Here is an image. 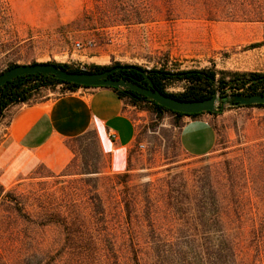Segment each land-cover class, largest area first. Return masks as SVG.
Masks as SVG:
<instances>
[{"label": "rangeland", "instance_id": "1", "mask_svg": "<svg viewBox=\"0 0 264 264\" xmlns=\"http://www.w3.org/2000/svg\"><path fill=\"white\" fill-rule=\"evenodd\" d=\"M8 6L7 17L0 18L5 45L0 74L11 65L34 63L81 70L119 63L146 71L264 73V0H179L175 9L184 13L179 19L108 29L94 28L85 17L91 0H8ZM194 10L233 18L187 16ZM184 90L183 82L166 89ZM125 101L134 108L138 133L124 169L112 161L111 151L102 152L96 133L66 142L72 158L61 171L41 164L19 172L0 166V254L8 264H24L32 252L61 248L62 229L43 226L46 220L73 218L83 224L84 236L93 231L103 236V247L115 239L120 262L130 238L137 237L148 247L146 264H178L174 256L185 249L186 236L216 235L214 228L195 226L205 218L216 220L217 194L224 193L231 207L239 206L234 201L255 205L253 214L259 209L257 215L264 217V107L226 106L213 115L217 145L197 158L180 146L174 115L159 119ZM230 209L228 217L235 220L236 211ZM250 231L231 230L247 239L242 248L246 264H264V232L253 241Z\"/></svg>", "mask_w": 264, "mask_h": 264}, {"label": "trees", "instance_id": "2", "mask_svg": "<svg viewBox=\"0 0 264 264\" xmlns=\"http://www.w3.org/2000/svg\"><path fill=\"white\" fill-rule=\"evenodd\" d=\"M179 0H91V6L85 7L84 15L93 23L94 28L108 29L115 26H130L134 24H153L161 21H171L179 19L184 13L175 9ZM9 13L8 0H0V18L7 17ZM207 15V20L218 21L221 19L233 18L232 14H226L222 17L217 13L204 14L202 11H192L187 16L203 17ZM3 27L0 25V34ZM4 43H0V54L4 52ZM58 68L70 72H88L101 73L121 64L114 66L98 67L94 66L91 70L74 69L68 65L51 63ZM11 65L10 68L15 67ZM138 67V66H137ZM140 70H144L139 67ZM148 76L156 88L164 95L183 100V101H202L211 98L220 93V97H228L231 94H264V73L258 72H217L212 69H192L185 71H166L164 69L148 70ZM112 78H122L132 81L136 85L149 87L146 77L135 69L119 70L111 75ZM142 81L143 83H141ZM183 82L185 90L181 93H168L166 91L169 85ZM62 86L63 92L76 91L81 87L77 84L65 82L56 79L54 76L44 74H30L14 78L12 81L0 87V117L13 104L29 101L33 95L43 88H56ZM119 98L128 100L135 107L144 106L161 119L166 113H171L176 117L175 126L181 128V119L184 116L196 118L202 114L218 115L216 112H202L198 114H184L171 111L154 101L149 100L144 95L135 91L126 89L112 88ZM228 90H230L229 93ZM239 107H264V104ZM233 108V107H232ZM221 110V106L219 107ZM216 129V127H215ZM94 134V133H88ZM87 135V134H85ZM85 135L73 140H80ZM264 162V156L262 158ZM262 162V163H263ZM263 176L264 172L260 173ZM263 189V188H262ZM262 192V190H261ZM221 198H216L218 203V217L211 221L205 218L196 224L195 227L214 228L216 235L204 236L193 233L185 237V249H178L175 258L178 264H218L219 260L226 258L224 264H246L244 251L245 246L241 235H235L231 232L232 226L235 228L251 227L250 238L257 240L264 232V217L257 215L259 209L253 214L255 205H240L238 201L234 204L239 206L231 207L225 204V194L220 193ZM234 196V194H233ZM215 205V204H214ZM101 205H98L100 207ZM255 206V207H253ZM236 211V219L230 220L229 213L231 209ZM247 209V212L244 211ZM260 214V213H259ZM43 226L58 225L63 231L62 246L58 251H46L43 253L32 252L26 256L24 264H146L148 258V247L143 248L141 239L131 237L127 247V253L124 255V261H121L119 252L115 246V239L110 237L108 246L103 247L105 242L98 233H82L83 224L76 220L64 217L63 220L52 219L42 222ZM260 226V227H259ZM259 227V228H258ZM81 233V234H80ZM260 233V235H259ZM80 234V235H78ZM244 236V234L242 233ZM148 244V242H146ZM214 257V258H213ZM220 257V258H219ZM0 264H8L5 258L0 254ZM15 264H19L15 262Z\"/></svg>", "mask_w": 264, "mask_h": 264}, {"label": "crops", "instance_id": "3", "mask_svg": "<svg viewBox=\"0 0 264 264\" xmlns=\"http://www.w3.org/2000/svg\"><path fill=\"white\" fill-rule=\"evenodd\" d=\"M133 109L110 87H81L64 93L56 88L40 90L29 101L5 111L0 121V166L19 172L41 164L61 171L72 158L66 142L92 132L102 152L109 155L111 151L112 161L124 169L138 133ZM214 122L207 113L182 118L179 144L188 155L211 154L218 137Z\"/></svg>", "mask_w": 264, "mask_h": 264}, {"label": "water", "instance_id": "4", "mask_svg": "<svg viewBox=\"0 0 264 264\" xmlns=\"http://www.w3.org/2000/svg\"><path fill=\"white\" fill-rule=\"evenodd\" d=\"M140 71L147 79L149 87L136 85L132 81L122 78H112L111 75L119 70ZM44 74L54 76L58 80L77 84L86 87H110L135 91L144 95L149 100L175 112L184 114H198L202 112H222L226 106L239 107L264 104V94H231L221 98L218 94L202 101H183L162 94L153 84L146 70H140L134 65H120L108 69L101 73L70 72L58 68L51 63H34L26 65H16L0 74V87L12 81L14 78L30 74ZM221 106V110L219 107Z\"/></svg>", "mask_w": 264, "mask_h": 264}, {"label": "built area", "instance_id": "5", "mask_svg": "<svg viewBox=\"0 0 264 264\" xmlns=\"http://www.w3.org/2000/svg\"><path fill=\"white\" fill-rule=\"evenodd\" d=\"M77 46L78 47H80V45L79 44H77ZM229 93H231V92H229ZM237 93V92H236ZM116 137V135L115 134H111V138H115Z\"/></svg>", "mask_w": 264, "mask_h": 264}, {"label": "flooded vegetation", "instance_id": "6", "mask_svg": "<svg viewBox=\"0 0 264 264\" xmlns=\"http://www.w3.org/2000/svg\"><path fill=\"white\" fill-rule=\"evenodd\" d=\"M141 83H143L142 81H140ZM143 84H145V83H143Z\"/></svg>", "mask_w": 264, "mask_h": 264}]
</instances>
